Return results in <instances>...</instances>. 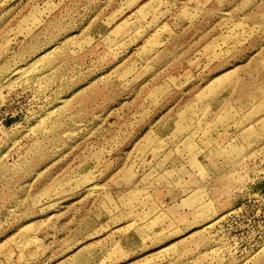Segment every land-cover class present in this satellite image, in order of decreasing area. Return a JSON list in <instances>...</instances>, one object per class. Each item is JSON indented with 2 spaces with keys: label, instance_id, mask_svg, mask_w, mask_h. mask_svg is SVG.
Listing matches in <instances>:
<instances>
[{
  "label": "rangeland",
  "instance_id": "1",
  "mask_svg": "<svg viewBox=\"0 0 264 264\" xmlns=\"http://www.w3.org/2000/svg\"><path fill=\"white\" fill-rule=\"evenodd\" d=\"M0 264H264V0H0Z\"/></svg>",
  "mask_w": 264,
  "mask_h": 264
}]
</instances>
